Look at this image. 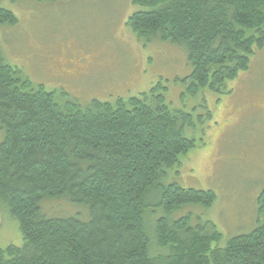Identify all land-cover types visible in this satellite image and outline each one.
Masks as SVG:
<instances>
[{
	"label": "trees",
	"instance_id": "trees-1",
	"mask_svg": "<svg viewBox=\"0 0 264 264\" xmlns=\"http://www.w3.org/2000/svg\"><path fill=\"white\" fill-rule=\"evenodd\" d=\"M132 1L140 40L184 47L189 96L226 92L264 48V0ZM16 25L0 6V26ZM160 87L81 107L34 84L0 48V201L23 237L0 248V264H264V223L222 247L212 222L180 215L217 197L167 183L195 141L191 116ZM258 204L264 216V190Z\"/></svg>",
	"mask_w": 264,
	"mask_h": 264
},
{
	"label": "rangeland",
	"instance_id": "rangeland-1",
	"mask_svg": "<svg viewBox=\"0 0 264 264\" xmlns=\"http://www.w3.org/2000/svg\"><path fill=\"white\" fill-rule=\"evenodd\" d=\"M0 6L18 19L15 27L0 26L2 53L34 84L81 107L140 98L161 85L171 107L191 116L195 146L181 156L167 183L217 198L209 209L186 206L180 215L191 216L194 226L212 222L223 235L222 247L264 223L258 204L264 190V48L226 92L189 96L187 52L140 40L128 25L140 9L132 0H2ZM2 207L0 201V248L22 246L18 221ZM61 208L71 206L63 202Z\"/></svg>",
	"mask_w": 264,
	"mask_h": 264
}]
</instances>
